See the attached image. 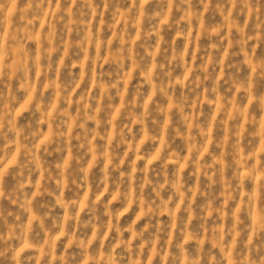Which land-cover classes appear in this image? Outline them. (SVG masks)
<instances>
[{
	"label": "clouds",
	"instance_id": "9594fccd",
	"mask_svg": "<svg viewBox=\"0 0 264 264\" xmlns=\"http://www.w3.org/2000/svg\"><path fill=\"white\" fill-rule=\"evenodd\" d=\"M0 264H264V0H0Z\"/></svg>",
	"mask_w": 264,
	"mask_h": 264
}]
</instances>
